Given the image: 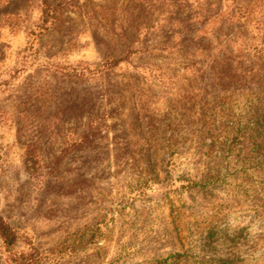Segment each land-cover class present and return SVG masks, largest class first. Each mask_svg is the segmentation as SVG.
Listing matches in <instances>:
<instances>
[{
    "label": "rangeland",
    "instance_id": "rangeland-1",
    "mask_svg": "<svg viewBox=\"0 0 264 264\" xmlns=\"http://www.w3.org/2000/svg\"><path fill=\"white\" fill-rule=\"evenodd\" d=\"M0 214L39 264H264V0H0Z\"/></svg>",
    "mask_w": 264,
    "mask_h": 264
},
{
    "label": "trees",
    "instance_id": "trees-1",
    "mask_svg": "<svg viewBox=\"0 0 264 264\" xmlns=\"http://www.w3.org/2000/svg\"><path fill=\"white\" fill-rule=\"evenodd\" d=\"M44 6L47 7L49 5L44 2ZM0 239L7 248V264H39L40 257L33 251L29 253H17L11 251L19 239V233L18 230L13 227L1 214Z\"/></svg>",
    "mask_w": 264,
    "mask_h": 264
}]
</instances>
